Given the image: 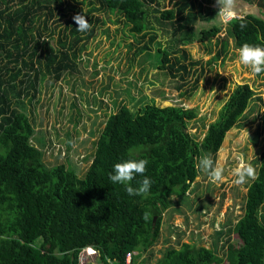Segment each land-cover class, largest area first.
Segmentation results:
<instances>
[{"label": "trees", "instance_id": "1", "mask_svg": "<svg viewBox=\"0 0 264 264\" xmlns=\"http://www.w3.org/2000/svg\"><path fill=\"white\" fill-rule=\"evenodd\" d=\"M244 1L262 5L264 0ZM212 4L175 0L167 8L164 0H0V264H126L131 251L136 254L130 264H136L156 243L161 213L186 195L198 176L199 159L214 156L226 131L246 112L253 88L236 84L199 140L187 129L197 107L160 105L152 97L136 108L121 104L104 121L82 176L70 161L44 164L42 150L30 142L33 125L22 95L35 89L39 76L57 78L75 69L82 40L93 35L99 20L96 11L116 15L113 21L121 20L136 42L147 36L138 51L149 56L155 45V68L173 76L199 63L184 62V46L194 41L215 38L218 48L211 59L226 55L230 39L237 48L264 46V16L246 13L196 30V21L216 17ZM76 14L91 23L88 31L76 30ZM65 16L58 29L48 24ZM129 156L148 161L143 175L152 184L146 196H129L108 179L113 163ZM255 173L232 228L239 244L226 242L221 255L216 244L168 245L155 264H264V149ZM86 246L95 250L92 258L82 253Z\"/></svg>", "mask_w": 264, "mask_h": 264}, {"label": "rangeland", "instance_id": "2", "mask_svg": "<svg viewBox=\"0 0 264 264\" xmlns=\"http://www.w3.org/2000/svg\"><path fill=\"white\" fill-rule=\"evenodd\" d=\"M173 1L164 0V3L170 8ZM225 5L226 0L219 3L214 0L212 6L218 8L216 17L196 21V30L212 22L224 24L227 16L246 13L264 16V1L260 5L257 1L249 4L244 0H231L227 15L223 11ZM94 14L99 20L94 23L93 35L82 40L84 47L76 58L75 69L57 78L52 74L39 76L35 89L29 87L28 94L22 95L33 125L30 142L42 150L45 165L70 161L82 176L92 159L104 121L121 104L136 108L147 97H152L160 105L197 107V116L187 122V129L199 140L232 88L248 83L255 92L254 98L238 123L226 131L219 149L211 156L222 169L221 179L213 182L199 167L198 176L186 195L179 201L174 198L169 209L161 213L158 240L137 258L136 264H142L140 260L155 264L165 247H177L181 242L205 247L216 244L221 255L226 242L239 244L232 228L242 214L245 192L253 179L245 177L243 182L236 183L234 169L251 165L256 172L257 158L264 149V72L253 73L240 64L239 48L231 39L226 55L211 59L218 48L212 38L210 42L194 41L184 46L188 52L184 62L199 61L194 70L176 71L174 76L164 73L153 63L157 60L155 45L150 46L149 56L145 50L138 51L147 36L136 42L121 20L113 21L116 20L113 13L96 11ZM65 18L67 16L62 17L59 24L56 19L48 24H55L58 29ZM50 42L54 44L55 37ZM217 230L222 233L216 235Z\"/></svg>", "mask_w": 264, "mask_h": 264}, {"label": "clouds", "instance_id": "3", "mask_svg": "<svg viewBox=\"0 0 264 264\" xmlns=\"http://www.w3.org/2000/svg\"><path fill=\"white\" fill-rule=\"evenodd\" d=\"M230 6L231 0H226L225 9L223 10L225 15L229 14L228 9H230ZM219 11H222L221 7ZM73 20L77 25L76 30L78 32H86L92 27L84 14H76L73 17ZM241 26L243 27V25ZM238 60L240 64L249 67L253 73L259 74L264 72V46L248 43L241 45L238 51ZM147 163L148 161L144 158L134 159L131 156L126 159L122 158L113 163L108 179L113 184L122 185L124 191L129 196H146L149 193L152 184L151 178L147 175H143L146 171ZM198 166L213 182L221 179L222 169L214 163L210 155L202 156L198 161ZM234 174L237 177L236 183L243 182L245 177L254 179L256 175L255 170L251 165L238 166L234 169ZM137 176H140V179L134 186L132 182ZM144 215L145 218H147L148 214L145 213Z\"/></svg>", "mask_w": 264, "mask_h": 264}, {"label": "built area", "instance_id": "4", "mask_svg": "<svg viewBox=\"0 0 264 264\" xmlns=\"http://www.w3.org/2000/svg\"><path fill=\"white\" fill-rule=\"evenodd\" d=\"M231 16H227V20L230 18ZM84 251V255L86 256H91V254H94L95 253V250L93 249V247L91 246H86L82 249V253ZM131 254H136V251H131V252H128L125 256V263L126 264H130V257H131Z\"/></svg>", "mask_w": 264, "mask_h": 264}]
</instances>
